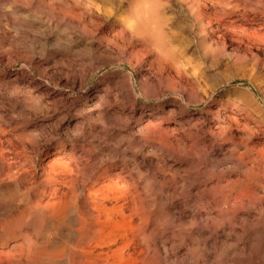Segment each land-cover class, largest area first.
Here are the masks:
<instances>
[{
    "label": "bare ground",
    "instance_id": "bare-ground-1",
    "mask_svg": "<svg viewBox=\"0 0 264 264\" xmlns=\"http://www.w3.org/2000/svg\"><path fill=\"white\" fill-rule=\"evenodd\" d=\"M50 1L58 10L0 0V264H264V89L254 82L263 105L238 91L200 114L165 100L208 99L184 88L187 74L167 60L178 21L202 28L212 56L226 40L220 30L264 51V0H179L191 4L182 21L155 0V37L124 27L132 0ZM95 8L108 22L91 20ZM70 23L95 27L86 31L93 54L136 69L137 85L123 72L84 94L91 64L80 75L71 55L39 67L28 50L42 39L36 25L57 32ZM19 62L44 80L54 70L57 88L14 69ZM138 90L156 102L141 104Z\"/></svg>",
    "mask_w": 264,
    "mask_h": 264
},
{
    "label": "rangeland",
    "instance_id": "rangeland-1",
    "mask_svg": "<svg viewBox=\"0 0 264 264\" xmlns=\"http://www.w3.org/2000/svg\"><path fill=\"white\" fill-rule=\"evenodd\" d=\"M39 3L43 2L45 5H50L57 9L59 4L51 2L50 0H36ZM233 1V0H232ZM241 2L243 0H236ZM253 1V0H250ZM167 6L163 7L162 12L167 13L168 16H176L182 20H188L191 18V4L182 2L179 0H167ZM58 10V9H57ZM4 11L8 12L9 9L5 8ZM46 16L55 18L49 9H46ZM81 14L83 10L79 11ZM123 13V8L116 10L113 15H121ZM189 15V17H188ZM98 18L100 21L109 20L102 11L98 9L93 10L92 19ZM112 17V16H111ZM57 19V18H55ZM96 21V19H95ZM179 25L184 27L179 31L178 39L173 44L172 48L168 47L166 51L167 60H171L176 64H179L187 77L183 80L181 85L186 89H195L204 92V95H208V99H205L199 103L188 102L187 96H182L179 93L167 94L165 100H170L174 98H179L180 102L188 108L192 113H203L207 107L211 106L218 98H222L225 95L238 91H248L250 90L257 98V100L263 105L261 92L258 90L254 82L264 89V51L260 50L256 46L249 44L248 42L239 43L234 40V34L227 33V31L220 30V36L226 37L225 42L213 36L214 41L219 40L218 45H214V49L219 52V55L212 56L206 53V45H204V34L202 33V28L199 26L193 27L191 23L188 25L185 23H180ZM87 24V23H86ZM85 24V25H86ZM68 26H61L58 29V33L53 31L47 32L42 24H37L36 28L40 29L38 34L42 36L41 40H34V44H29V51L35 56V63L43 69L48 66H53V64L65 61L68 55L75 57L78 60V70L76 75L83 74L82 70L86 65L91 64L90 73H84V89L82 92H90L94 86L98 84L101 79H108L115 74H123V72L133 73L134 83L137 85L139 82V72L131 68V66L117 61L111 55L106 54V57L101 58L100 55H95L92 52V39L88 37L87 32L93 30V28L80 27L75 23L67 24ZM110 26V25H108ZM259 28L258 26L250 27V32H255ZM57 30V29H56ZM87 31V32H86ZM52 32V34H49ZM260 34H264V30L259 31ZM45 34V35H44ZM49 34V37H48ZM212 42V41H211ZM209 42V44H211ZM7 49V48H6ZM8 50V49H7ZM145 60H151L150 54L145 57ZM149 62V61H148ZM72 62H66L68 65ZM24 62H19L14 65V69H19L20 67L26 66L28 74H31L36 79L46 82L51 89H56L54 82L49 80L54 75V70H49L46 75L48 78L44 80L41 75V71L35 70L34 67L25 65ZM244 67L238 75H233L235 69L238 67ZM2 70L6 68L1 67ZM65 75L67 73L61 74ZM70 74V73H68ZM124 75V74H123ZM72 80L73 77L70 75ZM256 86V87H255ZM63 89V88H62ZM65 92L70 95L77 97L80 95L78 91L73 89H65ZM139 101L143 105L154 104L156 101L148 100L146 97L142 96L139 92ZM164 101V100H163ZM233 106H230L229 111L232 110Z\"/></svg>",
    "mask_w": 264,
    "mask_h": 264
},
{
    "label": "clouds",
    "instance_id": "clouds-1",
    "mask_svg": "<svg viewBox=\"0 0 264 264\" xmlns=\"http://www.w3.org/2000/svg\"><path fill=\"white\" fill-rule=\"evenodd\" d=\"M155 0H132L130 14L123 19L124 27L133 36L148 32L155 37L159 32V24L155 19ZM141 25L144 32L141 31Z\"/></svg>",
    "mask_w": 264,
    "mask_h": 264
}]
</instances>
